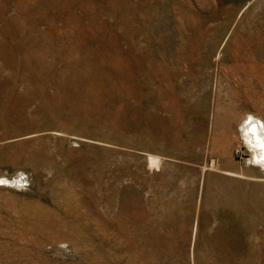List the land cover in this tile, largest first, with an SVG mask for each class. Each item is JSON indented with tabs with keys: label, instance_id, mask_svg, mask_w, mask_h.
Wrapping results in <instances>:
<instances>
[{
	"label": "rangeland",
	"instance_id": "1",
	"mask_svg": "<svg viewBox=\"0 0 264 264\" xmlns=\"http://www.w3.org/2000/svg\"><path fill=\"white\" fill-rule=\"evenodd\" d=\"M249 120L264 0H0V264H264Z\"/></svg>",
	"mask_w": 264,
	"mask_h": 264
},
{
	"label": "bare ground",
	"instance_id": "2",
	"mask_svg": "<svg viewBox=\"0 0 264 264\" xmlns=\"http://www.w3.org/2000/svg\"><path fill=\"white\" fill-rule=\"evenodd\" d=\"M254 120H249L245 125V128L248 134L250 135L249 137H251V139L253 140L252 143L255 144L257 150L258 151L264 150V130L262 125L256 124L257 121L255 122ZM258 151L257 154L255 155L256 156L263 155V159H264V151L263 152H258ZM151 162L153 163V165H156V160L151 159Z\"/></svg>",
	"mask_w": 264,
	"mask_h": 264
},
{
	"label": "built area",
	"instance_id": "3",
	"mask_svg": "<svg viewBox=\"0 0 264 264\" xmlns=\"http://www.w3.org/2000/svg\"><path fill=\"white\" fill-rule=\"evenodd\" d=\"M240 147H236L235 148V150H234V155L235 156H239V154H240V149H239Z\"/></svg>",
	"mask_w": 264,
	"mask_h": 264
},
{
	"label": "snow or ice",
	"instance_id": "4",
	"mask_svg": "<svg viewBox=\"0 0 264 264\" xmlns=\"http://www.w3.org/2000/svg\"><path fill=\"white\" fill-rule=\"evenodd\" d=\"M0 182H2V181H0Z\"/></svg>",
	"mask_w": 264,
	"mask_h": 264
}]
</instances>
